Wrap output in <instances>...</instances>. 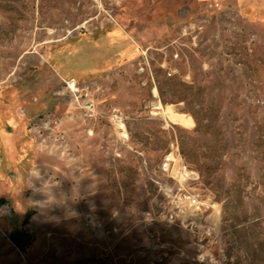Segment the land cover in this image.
<instances>
[{
	"label": "rangeland",
	"instance_id": "obj_1",
	"mask_svg": "<svg viewBox=\"0 0 264 264\" xmlns=\"http://www.w3.org/2000/svg\"><path fill=\"white\" fill-rule=\"evenodd\" d=\"M211 3L0 0V264H264V0Z\"/></svg>",
	"mask_w": 264,
	"mask_h": 264
},
{
	"label": "built area",
	"instance_id": "obj_2",
	"mask_svg": "<svg viewBox=\"0 0 264 264\" xmlns=\"http://www.w3.org/2000/svg\"><path fill=\"white\" fill-rule=\"evenodd\" d=\"M216 5L218 4L217 2H214ZM213 3V4H214ZM67 84L69 85V87L72 89L73 88V86H76V81L75 80H71V81H69V82H67ZM176 158H180V162H179V164H180V168L184 171V173H185V175L187 176V178L189 179V180H191V179H193V177L192 176H189L188 175V173L187 172H190L189 170H188V167H187V165L186 164H184V162L182 161V157H181V155L180 154H177V157H175V154L172 152L171 154H169L166 158H165V161H164V163H163V166H164V170H168L169 169V167H170V165L172 164V163H176ZM191 202H192V204H197L198 203V200L196 199V198H192L191 199Z\"/></svg>",
	"mask_w": 264,
	"mask_h": 264
},
{
	"label": "bare ground",
	"instance_id": "obj_3",
	"mask_svg": "<svg viewBox=\"0 0 264 264\" xmlns=\"http://www.w3.org/2000/svg\"><path fill=\"white\" fill-rule=\"evenodd\" d=\"M167 113H168L169 118L172 119V120L180 121V122H182V124H183V122L184 123H188L189 122L188 117H186L184 114L176 113L172 109H168Z\"/></svg>",
	"mask_w": 264,
	"mask_h": 264
},
{
	"label": "crops",
	"instance_id": "obj_4",
	"mask_svg": "<svg viewBox=\"0 0 264 264\" xmlns=\"http://www.w3.org/2000/svg\"><path fill=\"white\" fill-rule=\"evenodd\" d=\"M198 2L200 3H210L212 4L211 2H223V3H227V2H231V1H235V0H197Z\"/></svg>",
	"mask_w": 264,
	"mask_h": 264
},
{
	"label": "trees",
	"instance_id": "obj_5",
	"mask_svg": "<svg viewBox=\"0 0 264 264\" xmlns=\"http://www.w3.org/2000/svg\"><path fill=\"white\" fill-rule=\"evenodd\" d=\"M14 236H17V237H21L22 236V232L21 231H17V233L14 235ZM18 241V240H17Z\"/></svg>",
	"mask_w": 264,
	"mask_h": 264
}]
</instances>
